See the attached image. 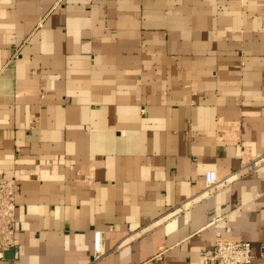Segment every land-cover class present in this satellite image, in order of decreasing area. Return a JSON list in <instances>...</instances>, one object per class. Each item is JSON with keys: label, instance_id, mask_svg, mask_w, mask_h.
Segmentation results:
<instances>
[{"label": "crops", "instance_id": "obj_1", "mask_svg": "<svg viewBox=\"0 0 264 264\" xmlns=\"http://www.w3.org/2000/svg\"><path fill=\"white\" fill-rule=\"evenodd\" d=\"M262 154L264 0H0V264H264Z\"/></svg>", "mask_w": 264, "mask_h": 264}, {"label": "built area", "instance_id": "obj_2", "mask_svg": "<svg viewBox=\"0 0 264 264\" xmlns=\"http://www.w3.org/2000/svg\"><path fill=\"white\" fill-rule=\"evenodd\" d=\"M263 162L264 154L254 158L248 167H255ZM204 182L206 186H213L217 183L215 169L205 171ZM15 190L16 181L14 178L0 176V258L3 257L8 248L15 246ZM225 229L229 230L230 226H226ZM214 234L215 238L212 245L201 251L203 260L210 264H250L252 252L248 240L222 238L220 229H216ZM102 255L100 230L94 229L91 260H98ZM155 257H160V254H156Z\"/></svg>", "mask_w": 264, "mask_h": 264}, {"label": "water", "instance_id": "obj_3", "mask_svg": "<svg viewBox=\"0 0 264 264\" xmlns=\"http://www.w3.org/2000/svg\"><path fill=\"white\" fill-rule=\"evenodd\" d=\"M7 250H11V251H13V248L11 247V248H8ZM6 252V251H5Z\"/></svg>", "mask_w": 264, "mask_h": 264}]
</instances>
